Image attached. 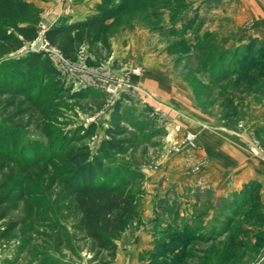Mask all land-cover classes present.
I'll return each mask as SVG.
<instances>
[{"label":"rangeland","instance_id":"rangeland-1","mask_svg":"<svg viewBox=\"0 0 264 264\" xmlns=\"http://www.w3.org/2000/svg\"><path fill=\"white\" fill-rule=\"evenodd\" d=\"M27 1L37 36L0 54V264H92L68 184L69 152L84 146L136 193L138 216L119 240L151 228L149 264H264V203L229 193L222 169L228 146L264 160V133L245 123L264 105V47L240 44L236 29L255 25L240 0ZM104 12L114 15L74 32L71 56L47 39ZM35 51L31 70L22 61ZM111 125L130 148L105 158ZM201 175L214 184L197 186ZM171 189L186 203V233L158 213Z\"/></svg>","mask_w":264,"mask_h":264},{"label":"trees","instance_id":"trees-1","mask_svg":"<svg viewBox=\"0 0 264 264\" xmlns=\"http://www.w3.org/2000/svg\"><path fill=\"white\" fill-rule=\"evenodd\" d=\"M114 11V9H113ZM31 4L27 0H0V54H6L18 50L32 41L37 36L34 13H31ZM114 12L102 13L87 18L85 21H78L68 25L55 26L47 33V39L56 43L63 53L71 56L76 44L75 31L91 32L100 23L112 18ZM31 23L23 24V21ZM33 21V22H32ZM42 52H32L24 59V64L33 69L41 60ZM119 105L114 109L110 120L118 122ZM108 133L112 135L104 140L98 152L110 158L111 153L123 154L129 150L130 145L124 133L111 125ZM87 147H79L77 151L69 152V162L76 167L68 184L73 192L76 209L80 215L78 229L82 232L81 240H89L91 246L89 251L93 254L92 264H102L106 257L109 260L115 258L117 253V240L128 225L131 218L138 216L137 196L130 190L120 189L119 184L114 183L110 173L105 171L104 162L99 156L91 159L86 151ZM1 158V152H0ZM101 176V177H100ZM170 195V194H169ZM174 196V197H173ZM160 200V215H167L170 219V226L188 232L187 226L179 225L181 216V202L173 193ZM5 199H0L2 203ZM259 219L261 217H258ZM188 235L185 234L184 237ZM206 240L214 239V236L200 237ZM177 240H174V242ZM106 254V257L104 256ZM47 259L44 260V264ZM174 263L177 261L173 259Z\"/></svg>","mask_w":264,"mask_h":264},{"label":"crops","instance_id":"crops-1","mask_svg":"<svg viewBox=\"0 0 264 264\" xmlns=\"http://www.w3.org/2000/svg\"><path fill=\"white\" fill-rule=\"evenodd\" d=\"M240 2L241 16H244L247 19H253L255 24L254 26H251L249 28L241 26L240 29H236L237 32H239L240 36H244V38H241L240 44L247 43L249 41V38L252 36V39L257 37L255 40L259 43L258 46L262 45V47H264V0H240ZM261 110H264V105H251L250 107V113H254L256 115V119L252 120V122H249L248 118L245 119L246 125L252 127L251 131L264 133V111L263 113H261ZM224 151L225 154L223 156V161L225 163L222 169H225V172L229 173V185L227 188L229 193L235 192L239 193L240 195H257L259 196V199L257 200L264 203V160L259 157L250 155L246 151H241L240 154L237 150H234L230 146L226 147ZM215 167L219 168L221 166L218 164ZM198 178L199 179L197 180V186H199L201 183L209 185L214 184L211 179L207 180V176L205 175L198 176ZM189 181L190 180L186 179L179 181V183L186 184V182H188V184H191L189 183ZM180 186L182 187V185ZM176 189L178 188L176 187ZM171 190L163 197L166 198L171 195L173 196L174 192L173 190ZM176 195L181 202L182 211L183 206H185L186 203L185 201H182L183 199L180 197V195H178V193H175V196ZM160 216L161 218L164 217L163 214ZM181 216L186 217L185 220L182 218H179L178 220L179 225L183 226L184 223L190 220V218L186 213L184 215L183 212H181ZM208 223L209 220L206 218L204 224L207 225ZM150 224L153 225L154 223ZM143 229L144 230H141L140 232H137V234H135V236L131 239V242H129L127 234L123 235V239L121 238L118 242V250L116 253L117 257L115 259V263L113 264H149L150 261L147 260L146 253L154 246L153 243H150V238H152V229Z\"/></svg>","mask_w":264,"mask_h":264}]
</instances>
